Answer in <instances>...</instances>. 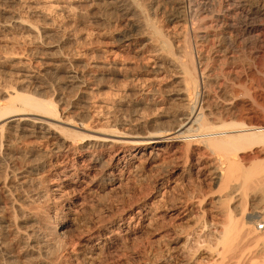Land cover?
Instances as JSON below:
<instances>
[{
  "label": "bare ground",
  "instance_id": "1",
  "mask_svg": "<svg viewBox=\"0 0 264 264\" xmlns=\"http://www.w3.org/2000/svg\"><path fill=\"white\" fill-rule=\"evenodd\" d=\"M12 2L20 4V0ZM104 2L121 11L130 28L146 25L152 30V37L135 51L136 55L131 53L137 36L124 31L118 39L122 56L153 62L140 69L145 73L153 71V77L132 75V82L137 83L135 93L142 96L134 103L135 110L142 105L150 113L166 112L168 102L159 98L161 90L154 83L161 80L166 63L171 62L181 79V86L172 91L173 115L161 122V127L152 129L151 121L143 116L133 124L117 117L104 122L99 117L94 120L104 110L118 109L113 100L114 103L104 100L100 104L90 100L93 83L109 73L115 57L106 63L105 55L92 56L80 64L72 60L70 52H61L53 70H40L39 61L34 58L42 51L52 54L54 48L40 45L25 49L23 53L30 58L17 64L22 79L16 87L10 79L0 81V264H69L66 260L71 257L64 252L79 246L83 249L81 254L93 260L116 264L108 256L117 254L126 238L138 236L146 219L151 223L155 197L152 201L138 198L127 206L119 202L121 213L111 210L110 217H100L87 230L78 228L77 222L70 224L68 216L54 224L53 217L58 213L50 200L62 199L69 211H77L91 202L96 193L108 189L105 193H110L118 182V186L127 182L142 156L168 165L161 173L162 186L165 180L178 179L185 184L196 183V188L200 184L202 188L204 181L216 184V199L208 206V195L202 194L197 200L194 198L196 201H175L165 213L156 215L163 227L193 219L184 234L186 260L193 264H264V158L252 159L246 154L255 147L264 148V117L235 119L238 108L235 111L229 100L233 89L242 84L238 79L249 63L262 62L264 0H167L176 7L170 19L171 34L160 25L150 24L139 0ZM127 2L140 10L144 21L133 19ZM83 4L92 6L98 2L36 0L35 4H28L27 16L13 10L10 20L0 22V39L4 31L58 34ZM34 16L44 22L41 29L29 20ZM100 18L106 24L111 20L109 16ZM68 37L65 32L59 39L66 41ZM59 70L67 82L56 88L49 80ZM23 83L31 86V92L20 90ZM70 87L84 95L75 103V117L65 114L70 103L65 104L64 93L60 92L58 99L49 93ZM121 92L124 93L116 89L114 95ZM91 107L96 109L91 111ZM242 109L244 113L246 108ZM35 143L39 147H34ZM50 162L54 164L49 165ZM44 176L51 185L48 189L40 187ZM154 190L146 191L144 196ZM7 207L12 210L10 214L6 213ZM164 235L172 238L178 234L166 230ZM155 253L154 262L171 264L174 259L161 248ZM198 253L203 255L200 260L195 259ZM151 259L146 262L153 264ZM140 260L133 261L137 264Z\"/></svg>",
  "mask_w": 264,
  "mask_h": 264
},
{
  "label": "rangeland",
  "instance_id": "2",
  "mask_svg": "<svg viewBox=\"0 0 264 264\" xmlns=\"http://www.w3.org/2000/svg\"><path fill=\"white\" fill-rule=\"evenodd\" d=\"M96 1L98 2V4L96 5L91 6L88 4L85 5L83 4L81 7L76 8L70 17L71 22L67 23L68 26L65 28V30L63 29V27L62 28L60 27L58 34L54 33L52 35L46 36L42 31H39L38 34H31V33L21 34V32L11 33L8 31H4L3 33H1L2 39H0V81L3 79L4 80L10 79L12 80V82L15 84L16 87V83L20 81L19 80L20 78L22 79V76H20L19 78V74L17 73L18 72L17 64H19L20 60H26L30 58V56L23 53L24 50L32 49V48L36 49L37 47H40V45L51 46L52 48H54L55 51V52L53 51L55 54L52 52V54H54L52 55L50 52H48L49 54H47L41 50L42 53H40L39 56L34 58V60L39 61L37 66L39 67L40 70H48V69L53 70V66L56 65V63L58 62L59 60L58 55H60L61 52H66V53L70 52V54L72 55L71 57L72 60L75 63H80V64H83V62H86L87 59L91 58L92 56L104 57L105 55L107 59L105 58L106 61L105 59H102V61L103 62L105 61L106 63L107 61H110L109 60L110 58L115 57L114 65L110 69L109 73H107L103 77L104 79L102 78L100 79L101 81L99 80V82L93 83L92 85L93 91L92 89H90L91 92L90 97H92L90 100L94 104L95 103L100 104L104 100L110 103L115 102L114 104H116L115 106L118 109L115 110L114 108H111L110 110L107 109L109 112L104 110L103 113L101 112L102 115H100L101 113L97 114V116L94 117L93 119L95 120L100 118V120L104 122L107 119L111 120L112 118L117 117L119 119H123L124 122H127L128 120V123L133 124L136 123L135 120L139 116H143V119L145 117L146 119L151 121L149 125V129L161 127L162 126L161 122L166 121L169 115L172 116L173 109H175L172 106V104H174L172 101L173 99L172 96L174 95L173 92L176 89V87L179 88L181 86V79H179L180 75L177 68L175 69V67L171 64V62H167L166 63L167 67H165L163 73L160 74L161 80L154 83L155 86L157 88H160L161 90V94H160L161 96H159V98L162 97L166 99L168 102L167 104L168 109L166 110V112L161 113L160 111H153L152 113H150L149 110L144 109L142 105L136 107V109L139 108L138 111H136L134 108L135 106L134 103L140 100L142 96L139 95L140 93L137 94L135 93L136 90L135 88L137 87V85L135 84L137 83L132 82L131 80L132 75L139 74L140 76H144V77L145 76L153 77L154 72L152 71L153 73L152 72L145 73L141 71L140 69H142L141 68L142 66L144 67L145 65L151 66L153 65V62L150 60L148 61L145 58L144 60L143 58L142 59L133 58V55H136L135 51H137V49L140 48L142 44L148 42L147 40L149 39V37H152L151 27L149 26L147 27L145 25L140 28L132 29L128 25L129 20L127 21L126 17L121 16L122 12L116 10L113 4L108 5L106 2H104L105 0H96ZM166 1L167 0L164 1L139 0V3L142 7L146 9V12L150 18L151 25L152 24L160 25L161 27L168 29L167 33L171 34L173 30L171 29L172 22L170 19L172 14L176 10V7L174 6L173 3L171 2L168 3ZM22 2L20 0V4H19L12 2V0H0V22L4 23V21L8 19L10 20L11 13H13L14 11L16 12L20 11L23 15L27 16V12H28L27 10L29 7L28 4L33 5L35 4L36 0H22ZM103 3H105L106 6L103 5ZM130 5H131L130 8L132 9L131 14H133V19L135 21H137V19L138 21H144V17L142 16L140 10H137L132 3L127 2L126 6L129 7ZM75 12L76 14H74ZM6 13L8 15H6ZM81 15H84V17L82 18ZM100 16H109L111 17V20L109 19L108 20L109 22L107 21V24L103 23L105 22V20L103 19L101 20ZM59 18L61 19L62 17ZM29 20L36 23L39 29H41L42 25L44 24L42 19H40L39 17L34 16L29 18ZM58 21L60 20L58 19ZM60 22H62V20ZM56 28L58 29L59 27L57 26ZM124 31L128 32L132 36H137L138 38V42L134 47V51L131 53V54L133 53L135 54L131 55L130 57L129 56L125 57L121 55L122 47L118 39L122 36ZM65 32L66 35L69 37L66 39V41H61V39L59 38H61L62 34H64ZM181 35L182 34L180 33L179 36ZM150 47L151 50L153 46ZM108 51H111L112 54L107 53ZM115 52L116 54H114ZM262 57L263 58L261 60L262 61L261 64L259 63L254 64L252 62L249 63L250 65L247 68L246 72L244 74H241L240 78L238 79L242 84L236 86L229 97L230 102L233 103L235 111L238 108L234 114V116L236 115L234 117L235 119H238L241 116L242 119L244 116L246 117L252 115L255 117H258V115L259 117H264V113H262L264 111L263 109L264 108V53ZM64 76H65L64 72L59 70L53 75L52 78H50L49 81L51 84L54 85V87L59 88L60 86L64 85L67 82ZM176 83L180 85H177ZM22 88L23 89L20 90L31 92L30 90L31 86L29 84L23 83ZM116 89L119 90L121 89L124 91V93L121 92L118 95H114V91ZM125 91L127 92L126 94ZM52 92L53 91L49 93L53 94L52 96H54L57 99L60 97L59 96V94H61L60 92H62V94L64 93L67 99L65 100L66 102L65 104H67L68 102L70 103V104L68 103L70 105L69 106L70 109L65 107L66 108L65 114L67 115L69 114V116L75 117L76 114L78 113V111L75 109V107H77L75 103H77L80 100V98L84 96L82 91H77V89L70 87V88L62 89V91H57L55 94ZM59 104L61 105V107H63L62 102H60ZM242 108L244 109L246 108L245 111L247 112L244 111L245 114L243 113ZM94 109L96 108L91 107V111ZM238 112L239 113L242 112L244 115H242V113L239 115ZM117 115H119V117ZM32 146L34 145L32 144ZM36 146L39 147V144L35 143L34 147ZM106 152L109 151L107 150ZM246 154H248L249 156L251 155L250 157L252 159L254 158L256 159L257 156H259V158H264L263 157L264 148L255 147L249 150ZM146 157L147 156H142L143 159L141 158L142 160L140 162L139 161L137 162L138 166L136 169L133 170L130 179L127 182L122 183L119 186H118L119 184L118 182V184L114 185L116 188H114V186H110L111 188L114 189H112V191L110 190V193L108 192L109 194L105 193L109 191V189L107 191L98 193V195L96 193L95 196L92 198L91 202L82 205V208H80L77 211L74 212L69 211L65 203L61 202L62 199L61 201L60 200L56 201L53 199H52L53 201L50 200V202H52L51 204L53 205V208L56 207L58 213L54 215L55 217H53V223L58 224L60 223L61 220L65 218V216H68L69 218L71 217L69 221L70 224H73V222H77L76 225L78 226V228L87 230L88 228L92 227L94 223H97L98 220H100V217H104L107 214H108L107 216L110 217L113 211L121 213L122 209H121V204L119 202H124L123 204L127 206V205H131L132 202L138 198H140L141 200L143 199V201H152L151 200L152 197H155L152 214L150 215L151 223H149V220L146 219L145 224L140 228L138 236L134 238L133 237L128 239L126 238L125 241L122 244H120V248L118 252L120 253V256L118 253L117 254L113 253L115 256L111 254L110 255L111 257L108 256V259H110V261L114 259L113 261L116 264H121V263L136 264L134 263L133 260L137 262L138 259H141L137 264H147L148 263L146 262L147 259L152 258L151 260L153 261L155 256L154 254H156L155 251L161 248L167 251L170 255L174 256V259L171 260L172 261L171 264H193L189 260H186L183 257L186 252V248L184 246L185 245L184 234H186L185 230H187L188 225L192 224L193 219H183L179 221L178 225L177 223H175L163 227L161 226L160 223L161 219L159 218L158 220V217L156 215L165 213L166 207L175 201H179V200L196 201L197 198L202 194L208 195L206 198L207 201L206 206H208L209 203H211L216 199V184H213L211 182L209 183L208 181H206L205 183L204 181L202 183L203 185L202 188H199L201 187V184L198 185V188H196L197 186L196 183L192 185L189 183L185 184L186 182H183L182 180L178 179L175 182L174 180H169L167 182L165 180V183L162 186V182H164V180L161 179L162 178L161 173L166 169L168 165L161 162L160 163L151 162L148 159H146ZM51 164L54 163L50 162L49 165ZM43 179L44 181L42 180V182L40 183L42 186H40V184L39 186L44 189L47 187L46 189H48L51 185L47 180V176H44ZM99 182L100 181L98 180L97 183ZM156 185L158 186L156 190H159L161 188L160 192L154 190L155 189L154 186ZM30 187L31 190L32 186ZM150 189H153L154 191H152L151 194H148V196H144V193ZM164 191L166 192L162 193ZM22 192H27V191H22ZM39 203H41L42 205V202ZM111 210L113 211L111 212ZM11 212L12 210L10 209V207H7L6 213L10 214ZM105 218L108 217L105 216ZM128 220L129 218L127 219V221ZM68 228L69 230H72V232H76V230H74L73 227L68 226ZM166 230H169L174 235L175 233L178 234L179 236L181 235L180 236L181 238H178L177 237L178 235L172 238L166 237V235H164ZM81 251H83L81 246L75 248L74 250L68 249L67 251H65L64 254L67 257H71L70 259L66 260V263L70 262L69 264H104V263L107 264L106 263L107 261L104 258H102L104 259L103 260L104 262L102 260L101 261L99 260L97 261L96 259L93 260L92 258L85 256L84 253L81 254ZM197 256H195L196 257L195 259L200 260V258H202L201 256L203 255L198 253ZM113 257H115L116 259ZM153 264H168V262L161 261L160 263L159 261L158 262L155 261Z\"/></svg>",
  "mask_w": 264,
  "mask_h": 264
},
{
  "label": "built area",
  "instance_id": "3",
  "mask_svg": "<svg viewBox=\"0 0 264 264\" xmlns=\"http://www.w3.org/2000/svg\"><path fill=\"white\" fill-rule=\"evenodd\" d=\"M259 227H260V228L263 227V223H260V224H259Z\"/></svg>",
  "mask_w": 264,
  "mask_h": 264
}]
</instances>
